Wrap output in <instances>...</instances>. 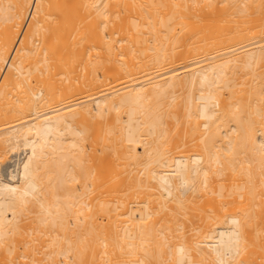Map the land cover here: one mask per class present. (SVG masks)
I'll use <instances>...</instances> for the list:
<instances>
[{
	"label": "bare ground",
	"instance_id": "6f19581e",
	"mask_svg": "<svg viewBox=\"0 0 264 264\" xmlns=\"http://www.w3.org/2000/svg\"><path fill=\"white\" fill-rule=\"evenodd\" d=\"M0 264H264V0H0Z\"/></svg>",
	"mask_w": 264,
	"mask_h": 264
},
{
	"label": "rangeland",
	"instance_id": "374dc122",
	"mask_svg": "<svg viewBox=\"0 0 264 264\" xmlns=\"http://www.w3.org/2000/svg\"><path fill=\"white\" fill-rule=\"evenodd\" d=\"M32 22V21H31ZM90 21H89V18L88 19H86V21L85 22H83L81 25H78V26H82V25H87L88 23H89ZM31 24V23H30ZM65 37V40H66V42H67V44H68V46H73L74 45V43H75V37L73 36V34L71 33H69L68 35H65L64 36ZM52 40V44L53 45H55L56 43H57V37L56 36H53L52 38H51ZM71 48V47H70ZM23 149H21V148H18L17 150H16V152L14 153V154H12V156H10L8 159H11L10 160V162L12 161V163L16 160V159H18V157L20 156V157H22L23 156ZM13 155H15L14 156V158H13ZM15 159V160H14ZM14 160V161H13ZM10 162H7V163H5L4 165L5 166H7V165H9V163ZM11 163V164H12ZM10 164V165H11ZM10 169H12V167H10Z\"/></svg>",
	"mask_w": 264,
	"mask_h": 264
}]
</instances>
